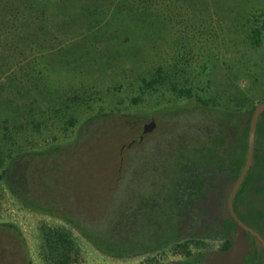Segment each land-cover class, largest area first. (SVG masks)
Here are the masks:
<instances>
[{"label":"rangeland","instance_id":"rangeland-1","mask_svg":"<svg viewBox=\"0 0 264 264\" xmlns=\"http://www.w3.org/2000/svg\"><path fill=\"white\" fill-rule=\"evenodd\" d=\"M20 2L0 0V169L6 153L27 151L32 166L43 164L31 173L34 190L74 218L108 217L120 164L138 173L124 176L120 190L139 192L161 176L154 169L187 159V111L170 115L168 106L187 100L145 89L159 69L220 107L264 101V33L259 47L251 41L264 24V0H45L24 9ZM87 118L94 120L79 141ZM72 139L63 158L34 154ZM3 221L22 229L34 264H164L186 253L106 257L62 220L23 209L0 182ZM195 242L191 254L223 244ZM0 264H27L5 229Z\"/></svg>","mask_w":264,"mask_h":264},{"label":"trees","instance_id":"trees-1","mask_svg":"<svg viewBox=\"0 0 264 264\" xmlns=\"http://www.w3.org/2000/svg\"><path fill=\"white\" fill-rule=\"evenodd\" d=\"M43 1L21 0V9L26 8L24 4L30 3L34 7ZM263 33L264 24L252 31L251 41L255 47L261 45ZM144 85L145 89L153 91L167 88L178 99L187 100L186 104L181 102L182 105L168 104L175 108L170 115L183 117L187 111V159L171 168L154 169L161 176L147 181L145 189L139 192L120 190L124 176L138 175L134 165L120 164L116 171L118 180L114 182V204L105 220L91 216L86 220L74 218L61 208L63 206H57L56 199V202L48 200L40 189L34 190L40 186L31 173L43 164L32 166L25 150L6 153L0 182L23 209L62 220L96 251L115 260H133L175 247L190 255V245L201 239L221 240L220 250L228 249L236 225L227 213V200L246 163L250 122L257 105L246 110L220 107L212 100L195 95L191 87H179L162 69L152 79L144 80ZM140 118L144 120L145 116ZM93 120L87 118L81 123L83 130L77 137L79 141L81 133L86 131L84 128L90 127ZM74 142L77 140L58 142L34 154L42 155L43 159L49 156L63 158L61 154H65ZM233 206L240 220L264 238V113L257 123L253 164ZM193 215L209 219L214 216L217 222L213 229L200 236L190 228L186 238L183 221ZM0 229L16 236L27 264H34L19 225L3 221ZM244 234L250 242L244 264H264V247L253 234L247 231ZM208 251L201 253L200 258Z\"/></svg>","mask_w":264,"mask_h":264},{"label":"water","instance_id":"water-1","mask_svg":"<svg viewBox=\"0 0 264 264\" xmlns=\"http://www.w3.org/2000/svg\"><path fill=\"white\" fill-rule=\"evenodd\" d=\"M263 113L264 101L257 104L253 116L251 118L246 163L237 181L235 182L227 200V213L236 225L235 234L233 237L230 238L231 240H233V242L231 246L226 250L209 251L199 264H244L246 257L250 251V242L245 237V231L253 234L256 237L257 242L261 243L264 247V238L253 228L247 226L240 220V218L235 213L233 206L234 199L253 164L256 144L257 123ZM154 128V121L145 124L143 134L140 137V141L145 135H147L149 132H152ZM164 264H179V262L172 260Z\"/></svg>","mask_w":264,"mask_h":264},{"label":"flooded vegetation","instance_id":"flooded-vegetation-1","mask_svg":"<svg viewBox=\"0 0 264 264\" xmlns=\"http://www.w3.org/2000/svg\"><path fill=\"white\" fill-rule=\"evenodd\" d=\"M216 222H217V219L214 216L209 219L205 216H199L198 217L196 215H193L188 220L186 217L185 220L183 221V228L185 230L184 237L187 238V230H190V228L194 229V232H196L197 236H200V234H204V232H206L207 230L213 229L214 224ZM204 240L219 241V242L223 243V241H221V240H213V239H204ZM221 248H222V246L220 247V249ZM208 252H205V253L207 254ZM201 253H203V252L200 251L196 254L192 253L190 255H187V253H185L181 259L175 260V261H178L179 264H199L204 259V258H200ZM169 261H172V260H169Z\"/></svg>","mask_w":264,"mask_h":264}]
</instances>
